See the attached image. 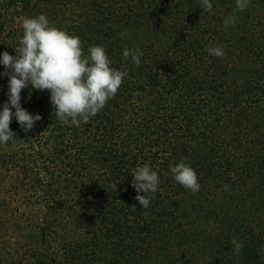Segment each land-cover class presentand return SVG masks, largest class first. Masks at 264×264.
<instances>
[{"label": "trees", "instance_id": "trees-1", "mask_svg": "<svg viewBox=\"0 0 264 264\" xmlns=\"http://www.w3.org/2000/svg\"><path fill=\"white\" fill-rule=\"evenodd\" d=\"M210 2L0 0V54L15 56L22 19L44 14L127 70L79 126L55 118L49 91L22 90L42 119L26 132L13 116L24 143L0 145V264H264V0L236 13L235 0ZM125 48L142 50L139 66ZM7 93L0 75V110ZM182 159L196 194L170 174ZM145 163L160 179L147 209L131 175Z\"/></svg>", "mask_w": 264, "mask_h": 264}, {"label": "clouds", "instance_id": "clouds-1", "mask_svg": "<svg viewBox=\"0 0 264 264\" xmlns=\"http://www.w3.org/2000/svg\"><path fill=\"white\" fill-rule=\"evenodd\" d=\"M233 13L243 12L250 6V0H235ZM204 11L212 13L210 0H201ZM214 14V13H213ZM237 18L228 15L223 22L225 31L235 26ZM23 30L16 55L7 51L0 54V64L5 71L0 73L8 77V100L0 110V145L17 148L24 143L16 138L10 129L13 116L24 131H30L42 117L32 115L20 104L21 92L31 85L37 91H49L50 102L55 111V118L64 125L79 126L95 117L114 98L127 76V70L111 67L112 61L101 45L89 46L85 54L79 36L50 23L44 14L37 17H24L21 21ZM121 37L126 33L122 32ZM208 54L224 57L220 45H210ZM142 50L125 48L123 58L129 57L139 66ZM13 109L15 111L13 112ZM170 174L175 182L196 194L200 190L196 171L184 159L169 165ZM132 187L136 190L135 199L147 209L150 204L149 194L158 191L160 179L157 171L150 164L131 170ZM225 191L228 185L223 186ZM116 185H114V191ZM144 194L141 195L140 193ZM135 209V206L132 207ZM147 214V213H145ZM233 252L240 254L243 244L237 239L231 241Z\"/></svg>", "mask_w": 264, "mask_h": 264}]
</instances>
